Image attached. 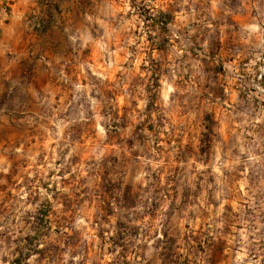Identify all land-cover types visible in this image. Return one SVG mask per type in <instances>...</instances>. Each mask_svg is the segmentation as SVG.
Listing matches in <instances>:
<instances>
[{"label":"rangeland","instance_id":"1","mask_svg":"<svg viewBox=\"0 0 264 264\" xmlns=\"http://www.w3.org/2000/svg\"><path fill=\"white\" fill-rule=\"evenodd\" d=\"M238 6L0 0L8 264H248L235 254L264 226V63L239 56Z\"/></svg>","mask_w":264,"mask_h":264},{"label":"clouds","instance_id":"2","mask_svg":"<svg viewBox=\"0 0 264 264\" xmlns=\"http://www.w3.org/2000/svg\"><path fill=\"white\" fill-rule=\"evenodd\" d=\"M184 3L187 4L188 0H184ZM213 3L215 4V0H213ZM124 4V10L127 11L129 6V0H123ZM238 8L236 9L237 15L241 16L243 19L240 23L239 31L236 33L239 41L241 42V48L242 50L239 53V56H252L254 57L249 65L248 69L251 71V67L255 65L257 62L264 63V48H261V45H264V0H238ZM53 16H55V10H52ZM261 71L264 72V68H261ZM258 87V85H257ZM173 89L169 88L168 91H172ZM260 92H264V89H259ZM259 122V121H257ZM201 132H203V129H201ZM197 139L201 142L200 147L206 148L208 141L203 135H198ZM19 151V149H17ZM219 153L216 155V160L219 162ZM257 158L252 156L251 153L248 154V160H256ZM237 162H240L239 160ZM220 167L221 165L218 163L215 171L218 174V181H219V175H220ZM0 171H7V169H0ZM2 182V181H0ZM221 193H217V199L220 198ZM221 211H223V207H221ZM82 223V221H81ZM260 227L264 226H258L253 232L251 233H244L241 232V247L235 254L236 261H244L248 260V264H260V259L264 258V256L261 255V250L259 248V242L261 239H264V234L262 235H256L260 231ZM216 228H223V224L216 225ZM12 231L9 232V235H12ZM4 229L0 228V232H3ZM251 235L253 237V240H249L248 236ZM220 236V232H216L215 236L213 237V240H216L217 237ZM15 238V237H13ZM94 237H86V239H93ZM233 239H235L233 237ZM98 243V241H97ZM149 250L151 254V244L154 243V241H149ZM212 241H209V244H211ZM218 243V240H217ZM231 243V241H230ZM255 244L257 246L256 252L254 253L255 259H250L248 256V245ZM41 248L44 246L43 244L39 245ZM17 247L15 244L11 245H5L4 240L0 239V264H8L11 260L16 258L19 254L14 253V249ZM24 251H28L27 249H24ZM99 252V250H97ZM229 252H231V249H229ZM213 255V249L207 248L204 253V255L201 257L202 260H211V257ZM4 257H8V261L6 262L4 260ZM112 256H106L105 257V264H107L108 260L113 259ZM37 259L36 255H30L27 259V264H32L33 261ZM74 260H81L83 259L82 256H75L73 257ZM68 256L65 255L64 258V264H67Z\"/></svg>","mask_w":264,"mask_h":264}]
</instances>
